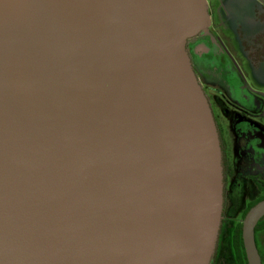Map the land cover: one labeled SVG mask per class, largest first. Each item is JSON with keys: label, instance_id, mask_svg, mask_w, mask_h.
Returning a JSON list of instances; mask_svg holds the SVG:
<instances>
[{"label": "water", "instance_id": "1", "mask_svg": "<svg viewBox=\"0 0 264 264\" xmlns=\"http://www.w3.org/2000/svg\"><path fill=\"white\" fill-rule=\"evenodd\" d=\"M210 23L207 0H0V264H212L223 156L188 51Z\"/></svg>", "mask_w": 264, "mask_h": 264}, {"label": "flooded vegetation", "instance_id": "2", "mask_svg": "<svg viewBox=\"0 0 264 264\" xmlns=\"http://www.w3.org/2000/svg\"><path fill=\"white\" fill-rule=\"evenodd\" d=\"M216 2L207 0L210 26L207 32L189 41L188 51L212 109L221 143L224 173L221 232L226 243L229 233L239 224L235 216L240 210L243 216L264 199V87L244 73L240 58L235 56L234 44L224 35L228 29L218 15ZM229 3L232 9L227 12H232V19L243 20L248 28L246 35L241 27L237 32L248 60L246 66L264 71V0H229ZM247 188L252 199L245 204L243 196ZM257 246L264 264V231Z\"/></svg>", "mask_w": 264, "mask_h": 264}, {"label": "rangeland", "instance_id": "3", "mask_svg": "<svg viewBox=\"0 0 264 264\" xmlns=\"http://www.w3.org/2000/svg\"><path fill=\"white\" fill-rule=\"evenodd\" d=\"M216 5H217L216 7L219 8L218 15H219V17H222V20H221L222 23H224L228 29V33H224V35L227 36L229 38V40L234 44L235 50H236L235 56L237 58H240V60H241L240 65H242V69L244 70V73L246 75H248V77L253 82H256L258 85H262L264 87V71H262V69H261V72H260V70L253 69L250 66L249 67L246 66V65H248L246 63L248 60H247L246 56L244 55L243 49L241 47V42L239 40H237L239 38L238 33H237L240 30L239 27L242 28V34L246 35L245 33H246L248 28H246L244 21L241 19L234 21V19H232V17H231L232 12H227V10L230 11V9H227L229 6V2H227V0H217ZM221 9H223V10H221ZM250 192L251 191L248 188L245 190V194L243 196V198H244L243 203L246 204V203H248L249 200L252 199ZM242 212H243V210H240L239 215L235 216L236 221L238 223H240L243 219V216L241 215ZM236 221H232L231 223H234V225H235ZM228 226H229V224L226 227H228Z\"/></svg>", "mask_w": 264, "mask_h": 264}, {"label": "trees", "instance_id": "4", "mask_svg": "<svg viewBox=\"0 0 264 264\" xmlns=\"http://www.w3.org/2000/svg\"><path fill=\"white\" fill-rule=\"evenodd\" d=\"M264 200V199H263ZM262 200V201H263ZM257 204L247 209L243 215L242 221L233 228L229 238L225 243L224 234L220 231L217 249L213 258L212 264H248L246 250L243 240V222L252 208ZM264 231V218L260 221L256 228V240L259 243V236Z\"/></svg>", "mask_w": 264, "mask_h": 264}, {"label": "crops", "instance_id": "5", "mask_svg": "<svg viewBox=\"0 0 264 264\" xmlns=\"http://www.w3.org/2000/svg\"><path fill=\"white\" fill-rule=\"evenodd\" d=\"M229 0H227V2H228ZM239 6V5H238ZM231 8V6H230V3H229V6H228V8L227 9H230ZM241 8V7H240ZM232 9V8H231ZM221 10H223V9H221Z\"/></svg>", "mask_w": 264, "mask_h": 264}]
</instances>
